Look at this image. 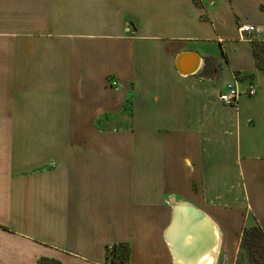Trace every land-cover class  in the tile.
I'll return each instance as SVG.
<instances>
[{
  "label": "crops",
  "instance_id": "obj_1",
  "mask_svg": "<svg viewBox=\"0 0 264 264\" xmlns=\"http://www.w3.org/2000/svg\"><path fill=\"white\" fill-rule=\"evenodd\" d=\"M254 44L264 0H0V264H107L121 243L176 264L178 204L212 233L195 263L235 264L264 231ZM234 84L257 93L226 106Z\"/></svg>",
  "mask_w": 264,
  "mask_h": 264
},
{
  "label": "water",
  "instance_id": "obj_2",
  "mask_svg": "<svg viewBox=\"0 0 264 264\" xmlns=\"http://www.w3.org/2000/svg\"><path fill=\"white\" fill-rule=\"evenodd\" d=\"M185 213H187L188 216H191L188 224H185ZM190 228H195L194 235H197L199 237L200 243H202L203 241L202 238L205 236L204 229L206 228L209 231L206 233L208 234L207 238H209L207 249H211V241L213 237L206 218L186 204L174 205L172 221L165 233V240L172 248L173 255L176 259V264H185V262L187 263L189 259H191L190 256H186V261L182 260V256H185V254L189 252V250L184 249V246L186 244L185 238L187 236L184 237L183 233H185V231H187L188 229L190 230ZM193 254H195V252H192V254L190 255L192 256Z\"/></svg>",
  "mask_w": 264,
  "mask_h": 264
},
{
  "label": "trees",
  "instance_id": "obj_3",
  "mask_svg": "<svg viewBox=\"0 0 264 264\" xmlns=\"http://www.w3.org/2000/svg\"><path fill=\"white\" fill-rule=\"evenodd\" d=\"M262 53H264V44H254V56L256 59L257 67L260 71L264 73V57H262ZM114 248L112 264H118L116 261H120V251H124L125 253V264H129L130 261V247L127 243L117 244L112 247ZM246 250L248 253L247 257L243 255L242 251ZM108 251V249H107ZM238 258L241 260H248L252 264H264V231L260 227H252L244 229L242 233V239L240 242L239 252L237 256V264ZM247 262V261H246ZM107 263V262H106ZM248 263V264H249ZM40 264H60L57 261L43 259Z\"/></svg>",
  "mask_w": 264,
  "mask_h": 264
},
{
  "label": "built area",
  "instance_id": "obj_4",
  "mask_svg": "<svg viewBox=\"0 0 264 264\" xmlns=\"http://www.w3.org/2000/svg\"><path fill=\"white\" fill-rule=\"evenodd\" d=\"M255 31H256L255 26H250V25H242L239 28V33L241 36L249 35ZM112 86L115 87L116 83H113ZM244 93L250 96H254L257 93V91L254 86H251L249 87L248 90L242 92L239 86L234 84V85H230L228 87V90L220 95L219 100L226 106L235 107L239 102V98Z\"/></svg>",
  "mask_w": 264,
  "mask_h": 264
},
{
  "label": "rangeland",
  "instance_id": "obj_5",
  "mask_svg": "<svg viewBox=\"0 0 264 264\" xmlns=\"http://www.w3.org/2000/svg\"><path fill=\"white\" fill-rule=\"evenodd\" d=\"M264 57V55H262ZM248 197L251 198L253 204L255 203L256 197L257 196H263L264 195V181L260 180L257 181L254 185L252 184V182L250 181V188L248 190ZM114 246V245H113ZM113 246H110L108 251H107V264H112V261L114 260V248L112 249ZM243 255L245 256V258L247 257L248 253L246 252V250L242 251ZM121 257H120V261H116V263L118 264H125V253L124 251H120ZM247 261V262H246ZM241 260L240 258H238V264H248L249 261L248 260ZM235 264H237V261L235 262ZM249 264H252V262L250 261Z\"/></svg>",
  "mask_w": 264,
  "mask_h": 264
},
{
  "label": "bare ground",
  "instance_id": "obj_6",
  "mask_svg": "<svg viewBox=\"0 0 264 264\" xmlns=\"http://www.w3.org/2000/svg\"><path fill=\"white\" fill-rule=\"evenodd\" d=\"M197 66H198V61H197V63H196V67L194 68V70H196L197 69ZM193 70V71H194ZM185 224H188L189 223V219H191V216H188V214L187 213H185ZM211 227V226H210ZM194 230H195V228L193 229V228H190V230L188 229L187 231H185V233H183L184 234V237L185 236H187L185 239H186V244H185V246H184V249H186V250H189V252H187L186 254H185V256H182V260H184V261H186V256L187 257H191V259H189V261L186 263L185 262V264H196L195 263V261L197 260L196 259V257L198 256V254H201L202 253V250L204 249V248H202V243H203V241H202V243H200V239H199V237L197 236V235H194ZM184 231V230H183ZM207 232H209L206 228L204 229V233H207ZM189 238H192V239H194V244H193V248L196 246V244L198 243V241H199V243H198V247H196L195 249H189L188 248V245H187V242H188V240H189ZM191 245V244H190ZM199 251V252H198ZM192 252H195V254H193L192 256L190 255V254H192ZM183 253H185V252H183ZM197 255V256H196ZM204 256V255H203ZM208 264H210V263H208Z\"/></svg>",
  "mask_w": 264,
  "mask_h": 264
}]
</instances>
